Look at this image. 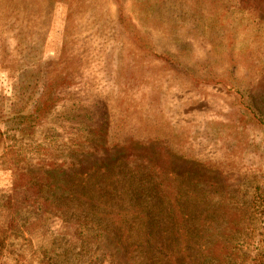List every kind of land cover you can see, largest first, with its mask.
<instances>
[{
  "label": "rangeland",
  "instance_id": "obj_1",
  "mask_svg": "<svg viewBox=\"0 0 264 264\" xmlns=\"http://www.w3.org/2000/svg\"><path fill=\"white\" fill-rule=\"evenodd\" d=\"M89 1L69 35L74 4H53L41 35L47 79L24 113L58 71L70 81L33 134L0 142V251L32 264H252L264 231L256 177L185 159L177 140L224 122L235 99L245 121L264 118V0H225L240 20L221 29L213 14L224 0ZM223 48L234 52L225 62ZM210 57L219 73L253 76L242 87L203 79ZM10 86L0 67V100ZM246 148L264 166V139ZM185 200L202 202L199 222L182 220Z\"/></svg>",
  "mask_w": 264,
  "mask_h": 264
},
{
  "label": "trees",
  "instance_id": "obj_2",
  "mask_svg": "<svg viewBox=\"0 0 264 264\" xmlns=\"http://www.w3.org/2000/svg\"><path fill=\"white\" fill-rule=\"evenodd\" d=\"M43 1V7L36 5V3L42 4ZM57 1H62L64 3L72 2L75 6L71 5L66 24V27H70L69 33L66 32V35H69L72 32V26L74 24H80L79 15L80 17H84L85 15L87 18L86 10L92 5L89 0H0V19L2 21L0 23V67L8 73L9 82L11 84V92H4L0 100V142L4 140L6 133H12L17 129V131L23 135L33 134L38 125L44 121L48 114L49 108L51 107L48 106L50 103L48 101L53 102L61 87L70 81L68 74L64 70L58 71L56 76L50 79L48 84H45L41 95L37 98L36 113L31 115L24 113V110L36 99L37 94L43 87L42 84L45 83L44 81L47 79V60L43 59V44L45 40L44 38L42 39L41 35L45 31L44 27L51 15L53 4ZM211 1L219 2L218 0ZM226 2L228 1L224 0V3L219 2L222 8L220 12L213 14L214 23L219 29L229 27L228 21H226L228 18L231 21H233V19L240 20V18H235L237 15H233L235 12L239 13V10H232L230 3ZM93 3L95 6L96 1ZM93 17H96V21H98L102 16L101 13L96 10L90 19ZM254 18H256V16L252 15L250 17L252 20ZM33 20H40V24H35ZM246 20L247 19H244L242 21L246 22ZM245 26L243 28H245ZM251 26L252 31H259L261 24L259 25L258 23L251 22ZM203 31L207 32L206 29ZM240 31L245 32V29H241ZM64 43L65 51H67L74 44V39L66 38ZM233 53L234 52H228L226 48H223L219 55L221 61L225 62ZM211 56L213 57L214 54L211 53ZM61 57L63 58L65 55L62 54ZM212 57H210V62L209 58L207 59V72L203 79L206 78L208 81L214 80L216 83H223L224 85L233 84L237 87H242L246 84L243 78L251 79V76H253L250 72L251 70L241 73V71L236 68V65L233 69L224 68L223 71L219 73L210 67L216 64V60L212 59ZM240 104L241 106H239ZM233 105L235 107L230 110L229 115L227 114L224 122L217 124L215 127L209 125L208 128L202 132L201 136L191 135L186 138L183 136V138H185L184 142L178 139L177 143L182 147L179 151L185 159L193 160L198 157L196 160L197 162L212 164L213 170H218L225 166L223 164L224 162L226 167L231 165L232 171L236 170V172H242L241 176L243 177L247 176L244 170L253 173L254 177H256L255 182H257L259 196L262 201L261 213L264 215V166L256 163L253 154L249 153L246 148V142L249 138L259 137L264 139V118L261 116L262 113L258 114V111H253L249 112L250 116L248 120L245 121L240 115L242 112L247 114L248 111L246 106L236 99L231 102V106ZM177 138H180V136ZM196 142L197 144H195ZM197 147H200L198 152ZM210 150L213 154L208 153ZM213 155L215 158H218L215 162L208 160ZM194 156L195 158H191ZM221 157L224 161L220 160ZM196 175L199 177L200 182L206 180L198 172H196ZM173 179L177 180L176 177ZM174 180H172L171 186L176 185ZM211 186L216 188L217 184L211 183ZM82 201L79 200V203ZM180 201L183 202L181 198ZM185 201L186 207L190 208L192 213L181 214L182 220L199 222L195 221L197 219L196 213L199 214L198 208H200V210L203 209L202 202L194 203L189 200ZM79 203H77L78 207L75 208L76 212L79 211V206L82 205ZM233 203L238 204V201L234 200ZM215 213H218L217 209H215ZM63 215L68 216L64 213ZM103 219L105 220V217H103ZM146 222L149 224L150 218H148ZM15 234L16 232L14 235ZM263 234L264 231L261 232V236L257 241L258 244L255 246V258L252 264H264ZM10 255L12 261L8 260L9 258L6 259L5 255L0 251V264H32L27 259L16 257L15 254L10 253Z\"/></svg>",
  "mask_w": 264,
  "mask_h": 264
}]
</instances>
